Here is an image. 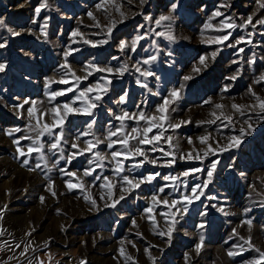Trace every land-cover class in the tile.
<instances>
[{
	"label": "rangeland",
	"instance_id": "obj_1",
	"mask_svg": "<svg viewBox=\"0 0 264 264\" xmlns=\"http://www.w3.org/2000/svg\"><path fill=\"white\" fill-rule=\"evenodd\" d=\"M37 7H41L39 14ZM217 11L223 15L214 16ZM161 16L173 19L162 21L158 27L155 21ZM248 16L253 17L252 25L228 29L232 35L222 45L213 42L215 36L225 34L217 31L220 21L230 18L239 26ZM261 18L264 9L260 0H146L144 4L140 0H0V19L5 24L0 27V43L5 44L0 48V63L6 65L0 72V264H153L149 252L155 264H244L257 259L255 248L264 252V120L251 92L264 100V81L257 83L264 75V25L257 23ZM112 21L115 27L109 38L107 27ZM206 24L211 27L205 28ZM8 29L20 35H12ZM169 30L174 40L167 39ZM73 32L77 35L73 36ZM157 32H164L165 36H157ZM138 35L144 38L131 51ZM241 37L244 41L235 47L225 46ZM86 40L93 43H85ZM103 40L108 42L98 43ZM121 41L127 42L123 51ZM240 48L244 51L240 52ZM70 49L78 51L67 56L70 69H65L61 65ZM214 51L217 55L212 60L210 54ZM152 56L157 57L155 61ZM201 56L208 57L207 68L199 64ZM144 60H149V64H144ZM90 64L114 71H96ZM124 65L128 70L123 75L115 71ZM196 67L201 71H193ZM146 69L154 75L142 76ZM72 73L87 78L78 82ZM184 76L193 78L185 81ZM233 76L235 80L230 79ZM61 78L69 83H59ZM97 84L101 88L75 100L80 91ZM69 87L72 92L51 99V92ZM104 87L108 89L106 94ZM173 89L180 91V99L170 103L165 113L167 131L157 145L163 152L150 151L152 145L129 141L130 146L144 148L148 159H156L157 164H150L141 156H121L124 171L117 176L111 152L125 149L119 143L108 148L109 134L117 132L111 137L117 141L131 133L132 128L142 130L148 126L143 120L121 121L117 117L124 112L159 116L157 109ZM98 92L102 99L92 109V116L73 113L64 118L63 137L57 149L50 150V145L59 137L61 126L53 127L51 135L44 132L38 140L37 133L30 131V125L36 126V120L27 115L32 101L37 115L46 113L40 116L41 125H54V107L60 106L58 111L63 116L64 103L75 100L73 107L84 108L86 101ZM25 100L29 103L23 109L14 108ZM216 104L224 107L216 108ZM233 104L257 107H246L241 115ZM227 116L232 117L231 122L225 119ZM181 121L188 123L175 130L168 128L169 122ZM246 121L253 130L242 137L239 147L204 155L206 145L200 143L199 137L211 134L208 143L218 147L215 141L223 145L227 137L240 136V128L247 129ZM17 128L20 131H15ZM9 131L11 136L6 134ZM157 131L153 129L149 136ZM167 136L173 137L172 147L165 140ZM16 139L25 156L19 155ZM97 140L101 143L87 151V142L95 145ZM37 143L43 144V152L27 153L28 147H36ZM74 143L76 148L72 147ZM95 152L106 158L99 160ZM165 152L175 153L176 163L172 166H166L165 161L173 157L165 156ZM73 153L76 155L68 162ZM197 153L199 159L195 158ZM188 154L193 158H181ZM25 159L28 163L22 166ZM139 162L142 163L136 166ZM213 162H217V167L203 190L205 195L194 200L182 218L178 212L182 204L170 208L152 203L153 195L169 201L190 195L194 185L207 182V171ZM193 168L202 171L183 176L184 171ZM89 169L92 174L85 176ZM155 172L160 176L151 184L121 191L125 186L120 182L122 176L139 178ZM169 175L178 179H162ZM104 177L109 178L111 188L105 185ZM68 181L74 185L71 190ZM50 185L55 196L49 191ZM161 187L163 192H159ZM121 195L125 199L115 207H105ZM93 199L96 207L91 203ZM147 208H152V212H146ZM162 213H167L168 218ZM172 213H176L179 222L169 242L167 236L158 233L167 232L172 225ZM248 219L251 226L244 223ZM201 237L203 244L197 251ZM240 237H251L254 248ZM241 244L245 250L230 257L228 252L240 251L237 245Z\"/></svg>",
	"mask_w": 264,
	"mask_h": 264
},
{
	"label": "snow or ice",
	"instance_id": "obj_2",
	"mask_svg": "<svg viewBox=\"0 0 264 264\" xmlns=\"http://www.w3.org/2000/svg\"><path fill=\"white\" fill-rule=\"evenodd\" d=\"M141 4L146 3V0H140ZM45 5H42L41 7H43ZM227 6V5H224ZM41 7H37L35 9L36 13L39 14V12L41 11ZM98 7H102V6H98ZM176 5L173 4L172 9L173 11L175 10ZM260 7L262 9H264V0H260ZM88 15L90 17L93 16V14L90 12L88 13ZM124 14L121 13V16H123ZM223 15V13H221L220 11H217L216 13H214V16H221ZM95 19V17H93ZM146 19H150V17H146ZM173 18L171 16H161L158 20L155 21L156 25L159 27L161 25L162 21H171ZM252 21H253V17L252 16H248L246 21L244 22L243 25H236L234 21H231L230 18H226L225 20L220 21V26L217 28V31L223 32L225 34L223 35H217L213 38V42L218 44V45H222L224 44L226 41L229 40L230 36L232 35V33L230 31H227L228 29H235L237 27H247L248 25H252ZM257 23H259L260 25H264V18H261L257 21ZM97 27H99V22H97ZM0 27H5L4 21L2 19H0ZM115 27V21H112L111 25L107 27V34L108 37H111V33L113 28ZM211 27L210 24H206L205 28ZM253 27H255V25H253ZM170 28V26H169ZM8 31L12 32V35H20V33L18 32H14L11 29H8ZM41 31L43 32L44 29L42 28ZM47 33L45 32V35ZM73 36L77 35V32H73L72 33ZM157 36H165L164 32H157L156 33ZM143 36L138 35L133 41H132V45H131V51H135V46L137 44V42L141 39H143ZM167 39L169 40H174L175 37L171 34V31L169 30V32L167 33ZM244 41V37H241L239 39H237L235 41L234 44H227L225 46L227 47H235L236 45L240 44L241 42ZM107 40H103V41H99L98 43H107ZM248 43H251V40L247 41ZM85 43H93L92 41H85ZM127 45L126 41H121L120 42V49L121 51L124 50L125 46ZM95 46V45H94ZM5 47L4 43H0V48ZM72 51H78V49H70L68 52H66L65 55V64L61 65L62 68L65 69H70V65L67 63V56L71 54ZM240 52H243L244 49L240 48L239 49ZM217 55V52H212L210 54V58L212 60H215V57ZM156 56H152L151 60L155 61L156 60ZM206 59H208V57L206 56H201L199 59V64L202 65L204 68L208 67V64L206 63ZM144 64H149V60H144L143 61ZM6 65L3 63H0V72H3L5 70ZM89 67H94L96 68V71H100V72H108V73H112L114 70L111 67H107V68H99L98 66L95 65H89ZM127 65H124L121 68H117L115 69V71L117 73H119L120 75H123V73L125 71H127ZM136 71L140 72L141 69L139 67L136 68ZM193 71L195 72H200L201 68L196 67L193 69ZM67 74V73H66ZM73 76H75V73H72ZM142 76H152L154 75L153 72L149 71V70H144L141 72ZM87 77H79V76H75L76 81H81L82 79H86ZM193 77L192 76H184L183 79L185 81L187 80H191ZM230 79L235 80L236 77H230ZM260 81H264V75H262L260 77V79L257 81V83H259ZM51 83V81H50ZM59 83L62 84H67L69 83V81L67 79L61 78V80L59 81ZM108 83L110 84L111 81H108ZM143 87L147 88V85L144 84ZM183 87V86H181ZM101 88L100 84L97 85H93L92 87H88L82 91H80L79 95L75 97V100H79L82 98H85L87 96V94L92 93L93 91H95L96 89ZM107 87L103 88V92L104 94L107 93ZM225 90H227V86L225 88ZM73 89L71 87L60 90V91H53L51 92L50 96L51 99H55L56 97L59 96H64L66 95V93L68 92H72ZM158 95V93H156ZM251 95L254 96L256 98V100L259 102L258 107L260 109V118L262 120H264V100H262L259 96L256 95V93L253 91L251 92ZM3 97H0V100H2ZM102 99V95L98 92L94 97L91 98V100H87L86 101V106L84 108H80V107H73V104L75 103V100H71L69 102H66L63 104V116H61L60 112L58 111L60 106H56L54 107L51 111L54 114V119H55V124L54 125H49L47 123H44L43 125H41V121H40V116L41 115H45L46 113H40L39 115H37V113L34 111V107H35V101H32V107H29L27 109V115L30 119H35L36 120V126H31L30 125V131H35L37 133V140L39 139L40 136H42L44 134V132H47L48 134H52V129L53 127L59 125L61 126V132L59 133V137L56 139V141L54 143H52L50 145V150H55L59 147L60 144V139L63 137V130H62V125L64 122V118L69 115V114H84L87 116H92V109L95 108L97 106V102H99ZM180 99V91L177 89H173L172 92L170 93L169 97L166 98L163 102V104L161 106H159V108L157 109L158 113H160L159 116L157 115H150V116H146L143 112H140L139 114H129L127 112H124L123 115L118 116L117 119L123 121L125 119H131V120H143L146 122V124L148 125L147 127H145L144 129H140V128H132L131 129V133L126 134L124 136L123 139L121 140H117V141H112L111 137L112 136H116L117 132H111L109 134V143H108V148H113L115 144L119 143L122 144L124 146V151H112L111 152V157L112 160L115 161L116 163V168H115V172L117 176H120V173H122L124 171V167H123V161L120 159L121 156H124L126 159L129 157H136V156H141V157H145V159H148L147 154L144 150V148L140 147V146H130L129 145V141L130 140H136L137 141V145H152V148L150 149V151H162L163 149H159L157 147L159 140L161 137H164V132L167 131V129H164V122L168 121V117L165 115V113L168 110V107L170 105V103H174L176 100ZM121 100H124V97H121ZM210 101H206V103H209ZM29 101L25 100L22 104H18V105H14V108L16 109H23L24 108V104H28ZM216 108H223L224 106L222 104H216L215 105ZM232 107L239 112L241 115H244V108H249V109H255L257 107V105H250V106H243V105H239V104H233ZM174 111V109H173ZM213 116L216 115L215 112L212 113ZM225 119L229 120V122H231L232 117L231 116H227L225 117ZM249 120H251V116L249 117ZM208 123H214L215 121H207ZM95 121L93 120L91 123H89L88 127L89 129H91L92 124H94ZM184 123H188V121H181L178 124H174L169 122L168 123V128H171L173 130L178 129L181 124ZM203 123V122H202ZM245 123H247V129H245L244 127L240 128V136H231V137H227V143L220 145L219 141H215V144L218 147H213L212 144L208 143V141L211 139V134L208 135H204L199 137V141L201 144L206 145V150L204 152V155L207 156L209 153L211 154H216L217 151L219 152H224V151H228L231 148H235V147H239L240 143L242 142V137L246 134H249L251 130H253V125L246 121ZM153 129H157L158 131L156 132L155 135L149 136V133L152 132ZM15 131H20L19 128L15 129ZM7 135L11 136L12 132L9 131L6 133ZM24 139H31V137H24ZM77 139H79V137H77ZM173 137L172 136H167L165 137L166 142L169 144L170 147H172L171 141H172ZM188 142L191 144L192 140L191 138H189ZM14 143L17 144L18 148V152L20 156H25L26 153L24 150L19 148V144H20V140L16 139L14 140ZM65 143H67V141H65ZM88 143V148L86 149L87 151H92L94 147H97L101 141L97 140L96 144L93 145L91 141L87 142ZM73 148H76L77 145L74 143L72 144ZM33 151L36 152H43V144L37 143L36 147H32L29 146L27 149V153H32ZM60 151L62 152L63 149H60ZM55 154V153H53ZM165 156H171L173 157L170 160L165 161L166 166H172L173 164L176 163L175 160V153L174 152H165L164 153ZM76 155V153H73L72 157L68 158V162L71 161V159ZM95 156L97 158H99V160L103 161L106 157L103 156L100 152H95ZM43 158V156L41 157ZM64 157L61 156V159H63ZM183 158H187V159H192L193 157L191 156V154H188L187 157H181ZM196 159L200 158L199 153H197ZM28 160L25 159L22 161V166L23 165H27ZM142 162H139L136 166H139V164ZM148 163L150 164H157V160L156 159H148ZM102 166V165H101ZM37 167H39V165H37ZM217 167V162H213L209 168V170L207 171V182L203 183V184H196L194 185L191 190H190V195H184L182 196L180 199H173L171 201H169L168 199H164V200H159L158 197L156 195H153L151 197L152 203L155 204H163L166 205L168 207H174L176 205H180L182 204V207L178 209V212L181 216V218L183 217L184 214H186L188 212V206L194 201V200H199L201 196H204V189H206L208 187V183H210L212 181L213 178V173L214 170ZM34 170V169H29ZM63 171V170H61ZM91 169L89 170H85L84 175L85 176H89L92 174ZM202 169L200 168H193V169H189L183 172V176L187 177L189 176L191 173H197V172H201ZM70 176H75V173H67ZM160 176L159 172H155V173H149L148 175H144L141 176L139 178H135V177H130L128 175H124L120 178V182L123 183V185H125L121 191L122 192H130L131 190L137 189L139 188L142 184H151L156 177ZM94 179H99V177H94ZM162 179L164 180H176L178 179V177H174V176H164L162 177ZM104 181H105V185L108 186L109 188L112 187L111 182L109 181L108 177H104ZM67 187L69 188V190H71L74 185L72 184L71 181L67 182ZM199 190V191H198ZM49 191L51 192V194L53 196L56 195V192L52 189V186H49ZM164 188L161 187L159 189V192H163ZM211 199H215V197H210ZM41 202L44 201V197H41ZM86 199H90V197H86ZM101 199H103V196L101 197ZM125 199L124 195H121L118 199H116L115 203L108 205L105 204V207H115L116 203H119L120 200ZM91 203L94 207H96V201L93 199L91 200ZM221 211H223V209H220ZM148 213L152 212V208H147L145 210ZM162 215H164L166 217V219L168 218V214L167 213H162ZM176 213H172V225L170 227H168L167 232L161 231L158 234L161 236H167L169 238V242L171 240V235L172 232L174 231V226L176 223H178L179 221L175 219ZM0 219H2V217H0ZM149 219H153L154 217L149 216ZM244 223L248 224L249 226H251L252 221L250 219L245 220ZM133 224H135V221H133ZM201 228L204 227L203 224L200 225ZM2 234V233H0ZM28 235H31V233H28ZM241 240H244V244L248 245L249 248H254V245H252L251 243V237H248L247 239H245L244 237H240ZM203 244V237H201V244L197 245V251H199L201 245ZM244 244L241 245H237V247L240 249V251H229L228 255L230 257H234L237 255H240L244 250ZM17 248L20 247L19 244L16 245ZM133 247H135V245L133 244ZM121 253H124V249L121 248ZM255 251L259 253V257L257 259H254L252 261H245L244 264H260L261 261H264V252H262L259 248H255ZM25 254L24 252L21 253V255ZM149 258L153 260V264H155V258L151 256V253L149 252ZM128 259H131V257H128ZM29 264H31V262H29ZM37 264H43L42 261H38ZM81 264H86L85 261H81Z\"/></svg>",
	"mask_w": 264,
	"mask_h": 264
},
{
	"label": "bare ground",
	"instance_id": "obj_3",
	"mask_svg": "<svg viewBox=\"0 0 264 264\" xmlns=\"http://www.w3.org/2000/svg\"><path fill=\"white\" fill-rule=\"evenodd\" d=\"M26 6V5H25Z\"/></svg>",
	"mask_w": 264,
	"mask_h": 264
}]
</instances>
